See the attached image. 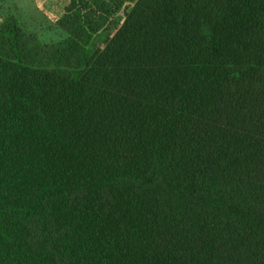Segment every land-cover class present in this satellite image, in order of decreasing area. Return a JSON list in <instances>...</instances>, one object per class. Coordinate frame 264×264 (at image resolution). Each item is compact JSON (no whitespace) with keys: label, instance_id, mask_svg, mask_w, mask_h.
Masks as SVG:
<instances>
[{"label":"trees","instance_id":"trees-1","mask_svg":"<svg viewBox=\"0 0 264 264\" xmlns=\"http://www.w3.org/2000/svg\"><path fill=\"white\" fill-rule=\"evenodd\" d=\"M0 22V264H264V0H70Z\"/></svg>","mask_w":264,"mask_h":264},{"label":"rangeland","instance_id":"rangeland-1","mask_svg":"<svg viewBox=\"0 0 264 264\" xmlns=\"http://www.w3.org/2000/svg\"><path fill=\"white\" fill-rule=\"evenodd\" d=\"M70 0H0V22L15 14L20 23L37 33L42 42L64 39L67 33L58 25Z\"/></svg>","mask_w":264,"mask_h":264}]
</instances>
